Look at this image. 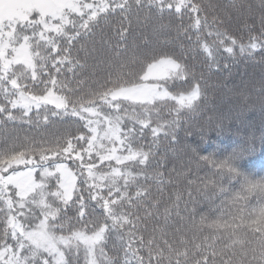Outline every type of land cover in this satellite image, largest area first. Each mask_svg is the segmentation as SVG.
Instances as JSON below:
<instances>
[{"label": "snow or ice", "instance_id": "1", "mask_svg": "<svg viewBox=\"0 0 264 264\" xmlns=\"http://www.w3.org/2000/svg\"><path fill=\"white\" fill-rule=\"evenodd\" d=\"M257 53L264 0H0V264H264V228L179 135L235 120L227 161L253 149L264 78L209 80ZM210 86L241 103L194 125Z\"/></svg>", "mask_w": 264, "mask_h": 264}, {"label": "trees", "instance_id": "2", "mask_svg": "<svg viewBox=\"0 0 264 264\" xmlns=\"http://www.w3.org/2000/svg\"><path fill=\"white\" fill-rule=\"evenodd\" d=\"M212 2L228 3V0H212ZM250 3H258V0H248ZM167 22V19L165 20ZM178 23V21H174ZM242 23V18H241ZM233 34L237 37L242 35V32L238 30V26L234 28ZM246 38V33H243ZM131 42V40L129 41ZM139 42V41H138ZM192 62L191 60L189 61ZM203 62L202 56H197L195 63L197 64V71L199 72L200 65ZM232 63V69L228 71L217 72L213 70V74L210 76L209 84H227L228 87L234 88V91L238 92L243 88L242 82H253L258 85L262 78H264V59L261 54L257 53L254 58L240 57ZM178 84L180 82H177ZM208 99L201 100V114L198 117H192V123L195 125L202 122L208 116L217 117L224 112L231 105L241 103L240 97L233 92H228L227 88H220L210 86L207 88ZM166 115V114H165ZM260 112H248L243 117L244 121H258L260 119ZM240 125L237 121L233 120L229 122L224 129H212L207 133L196 131L195 127L190 131V134L185 135L181 130L179 135L182 143H187L194 147L200 155L211 154L213 158L220 159L230 155L233 150L237 149L243 143V134H238ZM72 131L75 133L76 128L73 127ZM150 131V130H149ZM246 131V130H245ZM257 135L260 137L255 143L253 149L250 152H245L239 156L235 163L248 171L256 174L264 173V129H257ZM203 137V139H201ZM171 159L168 167H171ZM203 175V172H201ZM235 187V182L231 185ZM207 205H202L198 211H206Z\"/></svg>", "mask_w": 264, "mask_h": 264}, {"label": "clouds", "instance_id": "3", "mask_svg": "<svg viewBox=\"0 0 264 264\" xmlns=\"http://www.w3.org/2000/svg\"><path fill=\"white\" fill-rule=\"evenodd\" d=\"M213 159L217 162V169L223 171L229 179V183L222 186L221 192L225 207L231 208L246 227L264 228V173L245 170L235 160L227 161V156ZM233 182L235 187H231Z\"/></svg>", "mask_w": 264, "mask_h": 264}]
</instances>
